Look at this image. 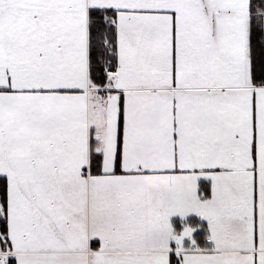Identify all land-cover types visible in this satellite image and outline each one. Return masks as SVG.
I'll list each match as a JSON object with an SVG mask.
<instances>
[{
	"label": "snow or ice",
	"instance_id": "snow-or-ice-1",
	"mask_svg": "<svg viewBox=\"0 0 264 264\" xmlns=\"http://www.w3.org/2000/svg\"><path fill=\"white\" fill-rule=\"evenodd\" d=\"M0 264H264V0H0Z\"/></svg>",
	"mask_w": 264,
	"mask_h": 264
}]
</instances>
